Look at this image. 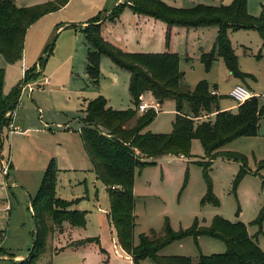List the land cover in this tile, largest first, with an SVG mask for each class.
<instances>
[{
    "label": "rangeland",
    "instance_id": "1",
    "mask_svg": "<svg viewBox=\"0 0 264 264\" xmlns=\"http://www.w3.org/2000/svg\"><path fill=\"white\" fill-rule=\"evenodd\" d=\"M54 1L56 0H16V3L19 7H35ZM117 1L75 0L72 8L55 14L38 26L48 33L53 28L51 42L46 49L48 51L40 58H43L45 72L28 82L35 88L31 97L28 95L29 87L22 91L16 108L18 116L26 120L30 114L35 121L42 118L53 131L56 130L58 122L63 127L69 124L70 130L76 133L82 125L83 114L80 111L85 107V99L93 100L103 96L109 107L115 111H136L137 107L133 105L129 92L130 73L115 67L110 58L103 56L101 59L99 86L90 84L86 74L88 49L81 28L76 27L88 23L96 16L105 19L117 6ZM160 1L183 9L200 4L229 6L234 2ZM263 5L264 0H248L249 14L259 17ZM119 20L106 21L109 24L119 22L113 27V33L108 34L109 41H106L128 53L178 54L181 60L180 69L185 75L183 86L194 90L200 82L208 83L211 90L219 96V107L222 111L233 114L238 112L239 104L230 98V93L239 85L249 89L263 106L260 96L264 93V46L257 31L228 32L242 73V77H234L221 57H217L210 70L201 61L202 53H211L214 48L217 27H173L167 39L169 32L164 23L153 19L146 24L143 17L132 12L129 7L125 8ZM52 47L54 48L50 53ZM36 63L37 61L31 66ZM0 66V70L5 72L4 94L9 95L15 87L23 83V60L16 64H7L0 57ZM46 77L52 79L53 88H42ZM35 102L39 109L35 108ZM157 103L148 101L153 106ZM154 111L157 116L144 131L155 135H170L176 118L175 101L169 99ZM134 123L135 120L130 123V127ZM7 140L3 137L5 149L9 145ZM220 151L242 155L245 160L243 162L220 155L210 164L201 141L193 140L191 156L166 155L152 158L149 162L154 164L136 173L133 189L136 204V244L141 234L151 238L163 235L166 219L175 231H180L189 230L196 222L202 227L210 228L220 218L231 224L240 223L246 226L250 238L257 239L258 246L264 252V123L260 120L257 136L234 140ZM4 159L8 164L9 156L6 155ZM205 166H208L207 172ZM242 168L247 174L239 179ZM9 169L8 166V171ZM14 174L16 173L11 170L10 177L7 178L3 174L0 161V264H18L24 261L34 245L32 232L36 229V222L30 209L29 196L35 197L43 175L39 184L26 172L22 171L15 178ZM89 175L91 177L87 176L86 179L73 171L59 175L58 189L62 186L67 196H74L81 189L84 191L83 196L89 195L90 201L83 200V210H78L85 215L86 224L85 227L64 232L57 230L52 218L48 216L46 245L34 264H131L120 248L117 232L108 215L99 212V208L108 210L107 189L93 173ZM75 185L78 188H74ZM86 187L89 190L86 191ZM210 190L215 202L208 198ZM96 193L100 197L98 206L94 203ZM260 219H263L262 223H256ZM225 251L226 246L221 240L200 237L198 244L193 238H187L168 246L160 254L188 257L196 262L201 254L212 256ZM17 257L21 259L18 260ZM132 263L134 264L133 260ZM142 264L156 263L146 259Z\"/></svg>",
    "mask_w": 264,
    "mask_h": 264
},
{
    "label": "trees",
    "instance_id": "2",
    "mask_svg": "<svg viewBox=\"0 0 264 264\" xmlns=\"http://www.w3.org/2000/svg\"><path fill=\"white\" fill-rule=\"evenodd\" d=\"M69 1L56 0L35 7H19L16 0H0V54L6 63L16 64L22 61L28 29L42 17L64 8ZM247 4L248 0H234L229 6L200 4L183 9L160 0H123L111 10L106 21H118L125 8L129 7L137 15L163 22L169 32L167 39L173 27H217L214 48L211 53H202L201 61L210 70L217 57H221L234 77H242L228 32L257 31L264 46V5L261 15L254 17L249 14ZM102 20L100 16L93 17L81 29L88 47L87 77L91 85L98 87L101 59L103 56L110 58L117 68L130 73L129 92L137 109L115 111L108 106V101L103 96L87 101L81 111L83 117L80 135L97 178L108 188L110 220L117 232L120 247L132 257L134 264H142L146 259H151L156 264H264V252L258 246L257 239L250 238L246 226L240 223L231 224L220 218L210 228L202 227L196 222L189 230L180 231H175L166 219L163 235L151 238L141 234L139 242L135 243L136 204L133 189L136 173L154 164L149 162L152 158L166 155L191 156L193 140L201 141L210 164L220 155L244 162L242 155L228 154L220 150L239 138L257 136L264 107L258 98L253 97L240 105L235 114L222 111L219 107V96L211 90L208 83L200 82L194 90L183 86L185 75L180 69L181 60L178 54L124 52L104 39ZM42 62L43 58L38 64L41 70L44 67ZM34 71L35 69L29 70L24 81L36 79L38 74H33ZM4 82L5 72L0 70V149L2 132L9 122L6 114L16 110L21 94L20 88L15 87L9 95H5ZM146 93L152 94L159 104L169 99L175 101L176 118L170 135L144 132L157 116L154 109L137 115ZM133 120L135 123L130 127ZM205 167L207 172L208 166ZM246 174L247 171L242 168L239 179ZM57 180L58 169L55 162L51 161L39 191L30 202L36 222L34 245L29 256L18 264H34L44 249L48 236V216L52 218L55 226L68 222L74 227H85V215L79 211L68 210L73 202L58 198ZM208 198L214 201L211 190ZM262 220L256 223L261 224ZM200 237L221 240L226 251L212 256L201 254L196 262L188 257L160 254L168 246L187 238H193L198 244Z\"/></svg>",
    "mask_w": 264,
    "mask_h": 264
},
{
    "label": "crops",
    "instance_id": "3",
    "mask_svg": "<svg viewBox=\"0 0 264 264\" xmlns=\"http://www.w3.org/2000/svg\"><path fill=\"white\" fill-rule=\"evenodd\" d=\"M74 1L75 0H70V2L60 11H57V12H54V13H51V14H48L42 17L40 20H38L35 24H33L28 29V32L26 35V41H25L24 57H23V70L25 69L24 76L31 69H35L33 74H38L37 77H39V75L41 74L43 75L45 72L44 68L42 70L38 68L39 67L38 64H39V61L42 55L46 53L47 47H49V44L51 42L53 28L48 33L45 29H40L41 27L39 28L38 26H40V24L44 22L45 20H49L50 18L55 16V14H58L59 12L72 8L71 6L72 4H74ZM122 1L123 0H118L116 5H118ZM193 3H196V0H194ZM139 16L143 17V21L146 24H148L150 21L153 20V18H150L147 16H142V15H139ZM101 22L103 23L102 35L105 40L109 41L108 34L111 35V33H113V27L117 25L120 22V20L117 23L109 24V23H106V18H105ZM106 24L107 25L109 24V25L105 27ZM86 26H87V23L76 25V27H80L81 29ZM34 30H36L35 31L36 34L33 33ZM31 34H33L32 37H30ZM0 57L4 60L1 54H0ZM36 61L37 63L32 67L31 65L35 63ZM0 68H2V66H0ZM28 82L29 81L26 82L23 80V83L19 85L20 92L22 94V91L23 92L26 91V88L29 87L28 95L32 96V94L35 92V88H33L30 84H28ZM53 85L54 84H53L52 79L51 78L49 79L48 77H46L45 85L42 86V88L45 86L53 88L54 87ZM87 101H90V100L85 99L84 100L85 105ZM148 101H155L157 103L156 99L152 96V94L146 93L144 95V102L148 103ZM156 105L160 107L162 104L157 103ZM35 108L39 109V105L37 102H35ZM13 125L15 126V128L18 129L17 131L10 132L8 128L6 127L3 129L2 142H3V137L4 139L6 137V139H8L7 141L9 145L5 149V146L2 143V148L0 149V161H1L2 166L6 164V161H4L5 160L4 158L6 157V155L9 156L8 166L10 167V169L6 176L7 178L10 177L11 170H13L16 173L13 176L14 178L17 176V174L23 171V172L28 173L30 178L32 177L34 182L38 181V183L40 184L39 179L40 177H42V175L44 177V174L48 166L50 165L51 161L55 162L56 167L58 169V180H59V175L61 173H66L69 171H73L74 174L84 179H86V177L90 176L89 174H92V173L96 176L92 161L90 160L85 150V147H84L81 135H80V130L82 128V125L80 129L76 131L75 133L74 131L70 130L69 124H66L65 127H63L62 123L58 122L56 123V130L53 131V129L49 127L50 125L47 122H44L42 118H39V119L37 118L35 121V118L31 117L29 114L28 119L25 120V119H22L20 116H18L17 112L15 113V117L13 119ZM35 176H38V178H36ZM58 180H57L58 198L64 201H67V202L70 200L74 203L72 206L68 208V210L70 211L83 210V208H81V204L83 203V200L88 199V201H90L89 195L83 196L84 191L81 189L77 194H74V196L73 194L72 196H67L68 194L65 193L66 190L62 186L60 189H58L59 187ZM14 185L15 186L17 185L16 182H14ZM74 188H78V187H76L75 185ZM105 188L107 189L106 195L109 199L108 188L106 186ZM39 189L37 190V192L39 191ZM87 190H89L88 187H86V191ZM33 198L34 197L29 196L30 202H31V199ZM94 203H95V206H98L100 204V197L98 193L95 194ZM107 207H108V210L99 208V212L101 214L108 215V219L111 225L113 226L109 218L110 208H111L110 199H109V204L107 202ZM56 227H57V230H60V231L64 230V232L69 231L74 228H81V227H74L70 225L68 222L64 223L62 226H56ZM56 227H55V230H56ZM121 250L126 260L129 261L131 264H133L132 257L128 255L122 248ZM17 259L20 260L21 257H17Z\"/></svg>",
    "mask_w": 264,
    "mask_h": 264
},
{
    "label": "built area",
    "instance_id": "4",
    "mask_svg": "<svg viewBox=\"0 0 264 264\" xmlns=\"http://www.w3.org/2000/svg\"><path fill=\"white\" fill-rule=\"evenodd\" d=\"M39 68V67H38ZM40 69V68H39ZM230 97L231 99H233L236 103L240 105H242L243 103H245L247 100L255 97L252 92L247 89L246 87L244 86H236L230 93ZM260 98L262 99L263 101V107H264V93L261 94ZM157 107L159 108L158 105H149L147 102H142L139 107H138V113L139 114H144L146 113L149 109H157ZM15 110L13 111H10L7 113L6 117L9 118V122L8 124L6 125V128H8V130L10 132H13V131H17L18 129L15 128V126L13 125V119L15 117ZM261 122L264 123V113L261 115ZM3 174L5 176H7L8 174V164H4L3 165Z\"/></svg>",
    "mask_w": 264,
    "mask_h": 264
},
{
    "label": "water",
    "instance_id": "5",
    "mask_svg": "<svg viewBox=\"0 0 264 264\" xmlns=\"http://www.w3.org/2000/svg\"><path fill=\"white\" fill-rule=\"evenodd\" d=\"M108 16V15H107ZM35 234V230L32 232V236Z\"/></svg>",
    "mask_w": 264,
    "mask_h": 264
}]
</instances>
